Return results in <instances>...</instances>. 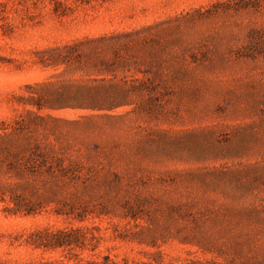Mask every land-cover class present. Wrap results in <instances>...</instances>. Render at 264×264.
I'll use <instances>...</instances> for the list:
<instances>
[{
    "label": "rangeland",
    "instance_id": "rangeland-1",
    "mask_svg": "<svg viewBox=\"0 0 264 264\" xmlns=\"http://www.w3.org/2000/svg\"><path fill=\"white\" fill-rule=\"evenodd\" d=\"M104 258L264 264V0H0V264Z\"/></svg>",
    "mask_w": 264,
    "mask_h": 264
},
{
    "label": "trees",
    "instance_id": "trees-1",
    "mask_svg": "<svg viewBox=\"0 0 264 264\" xmlns=\"http://www.w3.org/2000/svg\"><path fill=\"white\" fill-rule=\"evenodd\" d=\"M57 56H61V51L58 50V55ZM52 64H56L57 61L56 60H52L51 62ZM48 243V242H47ZM38 245H40L39 243H37ZM36 242H32V245H37ZM38 247V246H37ZM36 247V248H37ZM46 247V246H45ZM38 264H52V263H38ZM58 264H62L61 262H59ZM86 264H111V261L108 258H104L103 259V263H86Z\"/></svg>",
    "mask_w": 264,
    "mask_h": 264
}]
</instances>
